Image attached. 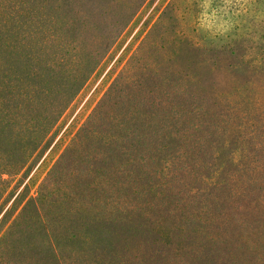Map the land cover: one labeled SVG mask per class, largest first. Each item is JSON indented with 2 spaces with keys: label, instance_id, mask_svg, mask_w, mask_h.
Here are the masks:
<instances>
[{
  "label": "trees",
  "instance_id": "1",
  "mask_svg": "<svg viewBox=\"0 0 264 264\" xmlns=\"http://www.w3.org/2000/svg\"><path fill=\"white\" fill-rule=\"evenodd\" d=\"M146 1L0 0V213L13 178L58 152L34 192L24 185L3 212L0 264H93L118 250L132 264L258 260L244 237L259 249L264 239V102L252 96L264 93V55L244 71L232 48L204 54L182 24L191 14L196 31L203 0H182V15L164 0L54 143ZM64 163L69 175L90 165L97 196L122 192L126 212L54 216L49 182Z\"/></svg>",
  "mask_w": 264,
  "mask_h": 264
},
{
  "label": "rangeland",
  "instance_id": "2",
  "mask_svg": "<svg viewBox=\"0 0 264 264\" xmlns=\"http://www.w3.org/2000/svg\"><path fill=\"white\" fill-rule=\"evenodd\" d=\"M134 2L135 0H126L125 7H132ZM174 2L178 9V13L181 14V8L184 6L182 0H175ZM165 3L164 0H147L143 4V7L137 12L129 27L126 29L121 41L116 45L113 53H111L106 63L101 67V71L92 77L84 91L66 111L63 118V125L55 138L54 143L60 138L62 133L77 116V119L81 120V118L88 113L89 109L85 112V109L82 110L83 106H85L91 98H93V101H90L88 104L92 106L95 103L97 97L103 90L102 86L105 83L103 79L109 73L114 63L122 56L124 50L128 46L135 43L133 39L134 36L140 34L144 28L147 30L150 27V24L155 20L157 15L156 10H159ZM202 11L201 15H198L197 17L196 31H192L193 20L191 14L184 15L185 20H182V24L190 37L197 43L200 41L204 46V54L213 51H221L226 49L225 47H229L236 52L235 62L237 68L248 71L252 67L259 66L260 60L264 55V0H203ZM141 35V37L144 36L142 33ZM129 48L130 50L127 55L131 52L133 45L127 49ZM246 61H251L252 65L248 66ZM97 88L99 90L98 93H95L92 97L93 92ZM252 96L253 98L264 102L263 92H254ZM156 97L160 98L161 96ZM258 102L264 105L261 101ZM49 150L40 157L38 162L31 167L27 173H21L23 175L20 174L13 178V182L11 183L12 187H19L14 191L10 201L0 213V218L24 185L29 184L30 191L32 189L33 193L37 185H39V183L45 178L46 175L43 173L44 171L47 172L51 167L54 162L52 160L57 157L58 152L53 153V155H50L51 157H48L44 163L45 165L41 167H44L45 170L42 169V171L37 172L36 170L47 157ZM87 163L88 162H86V165ZM259 164L264 165V159L261 161L259 160L256 163V165ZM86 165L85 168L80 170V174L75 173L69 175L70 168H68V164L64 163L61 165L62 168H60V170L58 169L60 173L62 172L63 174L61 176H59V174L56 175L59 176L58 179H53L56 176L50 179L49 184H58V190L56 191L58 199L55 200V204H57L54 205L52 214L56 217H61L62 215H66L65 213L73 215L79 213L86 217L87 220L95 218L99 219L107 217L108 215L114 216L117 214H124L128 208L127 206L130 205V199L122 194V192L115 193L114 191L111 195L106 194L105 191L104 196L102 195L101 198L98 197L95 190L89 184L91 177L89 178L86 176V173L88 172L90 165L88 169L86 168ZM31 177H33V180L29 182ZM108 186L111 187V185ZM50 188L52 190V186ZM148 201L151 202V200ZM154 209L157 210V208ZM143 213L144 217H142V219L147 220V222L149 221V217L154 216L149 207L144 208ZM127 215L132 220V223L134 220H138L132 217L130 212L127 213ZM235 238L236 235L230 237L231 241H234ZM244 238H249L253 241H250V248L253 253L256 252L259 257L258 260L252 264H264V239L257 241L260 245L259 249L254 244V240H256L254 236H245ZM133 256L134 253L132 254L131 252L118 250L110 258L102 259L100 257L92 261L93 264H132L130 259ZM134 262V264H136V260ZM159 264L166 263L163 262Z\"/></svg>",
  "mask_w": 264,
  "mask_h": 264
}]
</instances>
